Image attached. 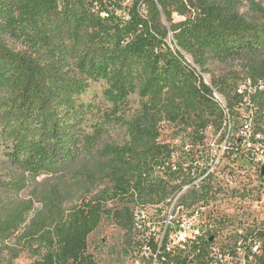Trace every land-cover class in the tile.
I'll return each instance as SVG.
<instances>
[{
    "label": "trees",
    "instance_id": "16d2710c",
    "mask_svg": "<svg viewBox=\"0 0 264 264\" xmlns=\"http://www.w3.org/2000/svg\"><path fill=\"white\" fill-rule=\"evenodd\" d=\"M101 81L109 106L84 102ZM228 116L264 134L259 0H0V264H100L88 240L106 221L133 246L135 210L189 183L165 125L197 147Z\"/></svg>",
    "mask_w": 264,
    "mask_h": 264
},
{
    "label": "built area",
    "instance_id": "2783aa9c",
    "mask_svg": "<svg viewBox=\"0 0 264 264\" xmlns=\"http://www.w3.org/2000/svg\"><path fill=\"white\" fill-rule=\"evenodd\" d=\"M216 101L226 108L221 99ZM217 150L220 154L212 155L188 143L182 151L173 153V171L181 170L188 176L189 183L184 186L206 184L210 195L191 206L184 201L187 197H183L182 188L156 210L138 207L134 212L133 247L139 251L124 264H261L264 210H219L216 204L238 195L234 188L231 190L229 178L228 183L217 178L222 175L219 168L226 154L240 156L258 178L264 179V134L256 133L251 122H243L237 136H228ZM230 175L232 170L226 176ZM263 186L261 182L257 191H264ZM254 189L243 190L241 195L251 199L257 192Z\"/></svg>",
    "mask_w": 264,
    "mask_h": 264
},
{
    "label": "rangeland",
    "instance_id": "374dc122",
    "mask_svg": "<svg viewBox=\"0 0 264 264\" xmlns=\"http://www.w3.org/2000/svg\"><path fill=\"white\" fill-rule=\"evenodd\" d=\"M259 1L264 5V0ZM244 4V9L248 10L250 8L248 7V3L245 2ZM188 60L192 62L190 58H188ZM206 79L209 83L210 76L207 75ZM104 89L105 82L101 81L97 83H92L89 86L88 90L82 96L83 101L86 103L95 104L96 106H109V104H107V101H105L103 97ZM240 89L244 90L245 87L242 86ZM216 95L217 99H221V102L224 101L222 97L217 94V92ZM140 108L141 100L135 95L130 98L125 111L128 114H135ZM226 114L228 115L227 110ZM227 119V125L230 129L226 132V138L228 136H230L231 138H235L237 136V133L240 131L243 121L238 120L236 118L237 120L235 121V119H232V123L230 124L229 116L227 117ZM225 139H223V137H221L220 135H215L213 130L210 129L206 133V138L204 142L200 143V145H197V147L204 149L205 152H208L212 155H218L220 154L217 150L218 146L223 143ZM114 140L118 142L124 141V131L121 130L118 133L114 134ZM161 140L164 143L170 144L171 146L178 149L181 148V146H183L185 143H190L188 138L186 139L182 135H178L177 127L173 125H165V128L162 132ZM219 170L222 171V175H220V177H217L218 180H224V182L228 183L229 178V180L232 181V183H228L230 184L231 190L232 188H234L235 191H238V195L237 197H233L232 199L219 202L218 204H216L217 209L254 212L264 210V191H257V188L260 186V183H264V179L258 178L257 173H255L254 168H252L250 164L241 159L240 156L236 157L235 154L233 155L232 153H230L226 154L223 157ZM229 170L233 171V175L226 176ZM249 188H256L254 190L257 192H253V197L251 199H246L241 194H243V190H248ZM262 188L264 189V186ZM88 245L89 251L95 252L97 254L100 264H124L129 259H131L132 256H135V253L139 251L133 246H128V243L125 242L124 232L118 227L110 224L108 221L104 222L89 237ZM34 261V258H31L28 254H24L22 257L17 259L14 264H33Z\"/></svg>",
    "mask_w": 264,
    "mask_h": 264
},
{
    "label": "bare ground",
    "instance_id": "6f19581e",
    "mask_svg": "<svg viewBox=\"0 0 264 264\" xmlns=\"http://www.w3.org/2000/svg\"><path fill=\"white\" fill-rule=\"evenodd\" d=\"M217 94H218V93H217ZM215 96L217 97L216 93H215ZM239 169H240V168H239ZM243 171H244V170H243ZM203 185H204L203 183H196V184H194V185H187V186H185V188L183 189V194H184L187 190L191 189L192 187H196V188L200 189Z\"/></svg>",
    "mask_w": 264,
    "mask_h": 264
},
{
    "label": "water",
    "instance_id": "95a60500",
    "mask_svg": "<svg viewBox=\"0 0 264 264\" xmlns=\"http://www.w3.org/2000/svg\"><path fill=\"white\" fill-rule=\"evenodd\" d=\"M261 175L264 176V165L262 166V169H261Z\"/></svg>",
    "mask_w": 264,
    "mask_h": 264
}]
</instances>
